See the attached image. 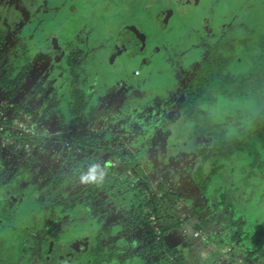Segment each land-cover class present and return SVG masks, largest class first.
Listing matches in <instances>:
<instances>
[{
    "label": "rangeland",
    "instance_id": "obj_1",
    "mask_svg": "<svg viewBox=\"0 0 264 264\" xmlns=\"http://www.w3.org/2000/svg\"><path fill=\"white\" fill-rule=\"evenodd\" d=\"M30 1L0 0V82H5L7 77L10 78L9 82L13 81L28 64L27 60L32 61L28 69L29 72L22 81V86L19 85L16 88V96H12L13 90L11 88L5 89L0 85V108L6 115L23 117L24 114L29 113L32 105H41L36 114V123H38V129L41 132L39 131L36 138H44L47 140V144L44 152L38 153L31 165L28 163V159L23 161L35 174L32 173L30 176L28 186L24 183L18 188H16V183L19 178H12L13 174L6 175L13 166L16 167L14 161L21 160L18 158L21 152H17V148L12 150L6 144L1 146L6 163L3 164L5 169H0L1 179L4 174L2 186H0V196L6 201H14L16 204L10 205L13 207L12 211H7V209L3 211L4 213L0 218V237L4 235L10 237L11 242L7 247H20V242L13 241L14 235L19 234L26 227L31 228V234L26 240L27 247L30 249L33 247L31 253L37 254L41 264H52L51 262L56 264H97L92 260L91 251L98 249L99 242L110 252L113 248H117L113 256L110 252L102 256V264H120L123 260H126L127 264H162L161 261L156 260L159 259L157 257H154L155 259L147 258V256L143 258L144 255L138 251L143 243L141 241L144 239V231L139 225H135L128 229L126 235H123L120 218L128 215L133 204L149 201L157 191L159 182L163 180L161 177H165V175L173 172L176 166L179 168V165L182 164L178 160L175 150L171 148L170 153L166 149V144L163 147L160 144V148L157 143V138L162 135L163 138L169 139L166 134L167 131H164L163 127L166 121L168 123L169 120L168 124H170L171 120H175L173 115L171 118H167L172 114L169 101L174 98L166 99L167 97L160 96L155 100V97H152L148 104L136 106V96H146L143 90H135L132 87L136 82L131 81L130 78H124L119 71L111 73L108 66L94 64V58L89 59L87 52H80L82 54V61L80 62L77 61V57H72L69 60L70 55L76 56V53L66 44H63L64 41L61 40L63 49L66 46L67 50L63 55L64 61L60 58L56 65L52 66L51 64L54 63V59L58 55L51 50H45L41 39L45 37L46 33H50L48 30L56 28L58 15L51 17L50 14V16L46 14L44 16L42 12H48L47 4L44 5L45 7H41L39 5L42 0H34L32 3ZM200 1L201 3L207 2V0ZM112 2L115 4L122 2V0H110L104 3L112 8ZM253 4L257 8L253 13L256 15L257 23L260 24L251 26L249 25V9ZM117 7L120 6L117 5ZM117 11L121 14V11ZM225 12L229 15L228 26L231 27L232 39L236 42L233 48L225 47L221 53L230 62L225 73L234 75L237 71V67L233 65L235 59L252 52H261V45L263 44L261 36L264 35V0H228ZM40 14H43L45 18ZM102 26L98 28L100 29ZM247 27H250V30ZM28 33L30 34V37L27 36L29 38L25 37ZM223 35H225L224 32L218 34L219 37ZM246 40L248 43L245 44ZM216 42L217 40L214 43L199 41L196 44L202 45L204 48V45L213 47ZM105 48L106 46L102 48V51L109 50V48ZM46 52L50 55H47ZM205 52L206 54L203 55L202 50H200V55L197 58L194 56L189 59L190 64L186 67L175 63L177 70L175 69L174 77L179 79L181 77L182 80L178 82L179 85L178 83L173 85L174 88L169 96L176 97L178 95L179 98L181 97V101L185 98L186 93L185 90L183 91V87L189 82L195 69L200 67L201 62L209 54V49L207 48ZM109 56L112 57V53H109ZM245 58L248 60V57ZM242 62L243 59L240 61L241 73L243 75L251 74L253 72L251 66L244 65ZM122 64L125 65L126 61ZM50 65L52 66L51 69ZM161 67L156 69H161ZM48 68L49 72H46ZM75 75L80 77L78 87L87 98L88 109L81 116L89 114L93 109L97 113L95 122L86 118L85 123H80L79 118L81 116L75 117L72 113L74 106L72 99L73 78ZM155 78L151 76L147 82L146 87L150 90L148 95H152L156 89L166 96L164 90L156 86L160 84L162 77ZM34 85L36 87L33 89ZM118 85L119 87H117ZM133 90H135L136 96ZM140 91L143 93L141 94ZM148 100L149 97L146 101ZM21 103H25L26 108H22ZM220 103L205 108L211 119L200 115L199 119H195V121L189 122L187 120L186 122L189 123L187 127L191 129L187 127L184 128L185 130L183 129L187 134L185 136L194 133L195 129L192 125L196 121L203 122L202 124L206 122V124L217 125L222 130L221 132L226 134L228 140L241 138L251 131L253 128L252 116L256 115L257 112L255 101L243 102L242 99H238L237 102H231L233 108L227 107L228 111H224L226 101L221 100ZM236 104H239V109H235ZM18 105H20V109ZM246 110L249 116L245 113ZM228 115L231 116L228 119L235 120L236 123L240 122L239 125L245 123V118H247L248 124L245 127V134L242 133L241 129L235 128L234 123L228 122ZM204 118L205 120H202ZM169 129L173 131L170 126ZM80 131L96 134L103 146L114 148L121 156L133 154L143 165L148 179L143 180V177L139 180L134 175L135 170L130 171L118 167L117 164L122 161L119 156L112 159L111 154L107 153L105 159L86 170L88 176L98 177V181L104 185V190L101 192L102 199L89 203L80 198V201L69 208L68 214L67 211L63 212L60 208L65 206L66 202L60 204L55 211L45 212L44 203H39V201H44L47 197L49 176L59 170L60 167L66 166L64 161L67 156L66 149L71 145V137L69 136L71 133ZM2 136L4 141H8L6 132ZM251 140L252 138L248 137V141ZM172 142L173 140H170V146H172ZM187 144V141L181 144L182 150ZM251 146L252 143H249L248 148ZM244 156H246L247 163L253 161V155L248 151L244 152ZM238 162L239 160L228 164V169L234 171L233 178H230L231 174L228 173V176L224 175L221 184L215 183L216 179L211 184V188L220 184V188L223 190L210 194L213 196L209 197L207 207V204H203L207 202L202 195L203 192H199V200H196L195 195H193L195 189L199 188V186L193 187L196 185L193 179L196 176V170L191 172L187 170L186 173V164H182V168L179 170V172L184 171L186 174L184 177L188 178L189 183L184 185L189 188L186 194L182 195L178 191V173H175L177 174L176 178H178L174 184L175 188L169 187L166 181H163L173 190L175 195L181 194L183 197L179 200L174 197L171 199L172 202H169L168 206L174 208L173 214L177 217L191 218L189 224L194 222L195 226L200 225L206 230L204 233L208 237L207 241L203 239V236L196 237L198 233L202 234V231L189 224H187L189 226L186 229L184 228L188 230V233H185L184 229L178 230L176 234L167 238L168 242L171 238L170 243L179 247L189 261L198 264H227V261L225 262L222 257L231 251V253L239 256L238 258H242L240 261H243L244 264H264V220L255 217V215L264 217V188L261 189L264 187V171L258 165L249 166L247 164L245 166L242 164L240 166L237 165ZM115 163L116 170L112 171L111 167ZM119 170L120 173H118ZM190 176L192 179L189 178ZM88 182L89 179L84 176L70 186L65 192L66 201H71L75 196L74 194L81 191ZM141 184L145 189L139 188ZM41 185L44 186L41 188L44 190L36 193L35 189ZM95 187L97 184L92 189ZM12 189H15L14 193L11 192ZM249 192L253 193L247 197ZM223 195L232 202L234 210L231 208L230 202L228 205L224 203ZM79 197H81L80 194ZM258 197L260 198L256 201ZM198 204L200 207L196 212L195 206ZM61 217H63L62 220ZM56 219L59 220L56 221ZM132 237H135L137 241L130 242ZM188 237L190 239H187ZM194 243L197 245L195 246ZM16 249V253L22 257L24 253L18 248ZM93 254L96 258L95 253ZM11 257L8 256V258L3 259L9 260ZM28 259L30 256L26 255L22 257L21 262V259L14 260L13 257L8 264H12L13 260L15 264H25L28 263ZM40 263L36 262V264ZM0 264H6V262L0 259Z\"/></svg>",
    "mask_w": 264,
    "mask_h": 264
},
{
    "label": "flooded vegetation",
    "instance_id": "obj_2",
    "mask_svg": "<svg viewBox=\"0 0 264 264\" xmlns=\"http://www.w3.org/2000/svg\"><path fill=\"white\" fill-rule=\"evenodd\" d=\"M33 1L34 0H31L30 3H32ZM106 1L110 0H42L40 2L41 4L39 6L45 7L44 5L47 4L48 7V12H42L44 13V16H46V14H48V16L51 15V17H53L54 15H58V17L56 18V28L53 30H48L50 31V33H46L44 35L46 38L44 37L41 39L42 45L43 47H45V50H51L58 55V57L54 59V63H52L51 65H56V62L60 58L64 61L63 55L66 53V46L70 47L72 51L76 53V56L74 54H71L69 60H71L72 57H77V61L80 62L82 61L81 53L87 52L89 59L94 58V64L98 65L102 61H106L108 57H110L108 53V55H105L106 57L103 56V60L99 58V52L102 50V48L106 46L105 49L109 48L110 51L108 50V52L112 53L111 73L119 71V73H121L124 78H130L132 79L131 81L136 82L135 85L132 86L135 90L141 89L145 92L146 96L142 97V95L136 96L135 90H133L134 95L136 96V106L142 104L146 105V103L148 104L152 97H155V100H157V98H159L160 96L164 98L167 97L166 99L174 98L173 100L169 101L170 111H172V113L174 112L173 116H175L177 119L180 118L181 120H183L182 118L184 117V115L182 113L181 106L182 103L186 100L187 94L185 95V98L182 101L181 97L179 98L178 95L176 97H172L173 95L169 96V94L172 93L171 90H173L174 88L173 85L175 83L181 82L182 80L181 77L180 79L178 77H174V73H176L175 69L177 70V66L175 65V63L186 67L190 64L189 59H192V57L194 56L197 58V56L200 55V50H202L204 55L206 54L205 51L207 50V48L209 49V54H207L205 59L201 62L200 67L198 69H195L193 76L185 85V87H183L184 91L186 87L191 85L192 81L196 78V76L200 75L204 68H207V66L209 65V63H205V61L209 59V55L211 54L213 47H217L219 43L221 44V40L223 38H228V43L226 45L219 46L221 47L219 49V54L222 55V60L220 62L223 63L221 72L227 74V72L225 73V70L226 68H228V64H230V62L226 60L221 51L225 47L233 48L236 42L232 39V29L228 26L229 15H227V12H225L226 5L228 6V0H207L206 3H201L200 0H122V2H116L115 4L112 2V8L107 3H104ZM117 5H119L120 7H117ZM117 10L121 11V14H119ZM254 10L255 9L253 4L249 9V25L251 26L260 24L257 23L256 15L253 13ZM7 11L9 12L8 8ZM40 15L44 17L43 14ZM101 25L103 26L99 29L98 27H100ZM247 29L250 30V27H247ZM220 32H224L225 35L219 37L218 34ZM27 36L30 37V34L28 33L25 37ZM261 39L263 41L262 45H264V38ZM60 40L64 41L63 44H66L64 49V46L60 43ZM215 40H217V42L214 44L213 47H208L209 45H204V48H202V45L196 44L199 41H210L214 43ZM246 43H248V40H246L245 44ZM46 54L50 55L47 52ZM248 56L249 54L244 55V57L235 59L233 61V65L237 67V71L234 75L231 76L233 78L239 79L241 82L243 81V83H241L242 89L248 87V84L251 83L253 79H251L247 74L243 75V73H241L240 61L243 59L242 64L251 66L252 71L257 72L256 70H253V63L245 58ZM124 61H126L125 65L122 64ZM27 62L28 64L23 68L22 72L18 75V77L23 72H25L24 78L27 76L29 72L28 69L29 66L32 64V61L27 60ZM216 62H218V60ZM52 66L50 67V69L52 68ZM160 66H162L161 69H156ZM168 70L170 73L167 72ZM46 72H49V68ZM151 76L152 78H155V76L156 78L162 77L160 79V84H157L156 86L159 89L164 90L163 92H165L166 96L156 89L152 95H148L150 90L146 86ZM35 87L36 86L34 85L33 89ZM117 87H119V85ZM262 88L264 89V84ZM143 91H140V93L142 94ZM147 97H149L148 101H146ZM238 99H242L243 102H256L257 112L256 115L252 116L254 124L255 118H257L261 110L257 100L253 98H247L245 96H242V98L240 97ZM233 101L234 100L227 101L226 106H232L231 102ZM40 107L41 105H32L31 110L29 109V113L27 115L23 113V117L28 118L29 122L33 123V126L35 128V135H33V137L31 138L20 139L13 136L10 138L9 141H4L2 135L4 134V132H6V137L11 134V123H9L8 121L14 116L6 115V119L1 120L2 124H0V164L2 166L0 165V169H5L3 164L6 163L4 161L5 157L2 153L1 146H4V144H6L10 148H12V150H16L17 148V152H21L20 156L18 157L21 158V160L18 162L14 161V165L16 167L14 168L13 166L12 170L7 172L6 175L8 176V174H13L12 178H19V181L15 180L18 181L16 183L17 186L15 185L16 188L22 186L24 183L27 185L30 181V176H32V173L33 175L35 174V172L30 169L28 164H24L23 161L28 159V163L31 165L34 159L37 158V154L40 152H44L45 145L47 144L46 140L44 144H39L37 146L36 137L37 134H39L40 130L38 129V123H36V114L37 110ZM245 113H247L249 116L247 110ZM228 117L231 118V116L228 115L227 119ZM167 118L169 119L170 115L167 116ZM187 120L189 121V119L187 118L184 119V121ZM228 120L229 123H235V120ZM3 126L4 129H2ZM236 126H239V124L237 123ZM240 129L242 130V133H245V128H242L241 126ZM236 136H238V134H236ZM200 138H204L207 140L210 139L208 135H205ZM197 140H199V138H197ZM100 146L104 147L101 141ZM261 161H264V153H262L259 165ZM237 165L241 166L239 162L237 163ZM260 169H263L264 171V165H262V168ZM2 179L0 177V186H2ZM42 186L43 185H41L38 189H35V191H37L36 193L44 190L41 189ZM35 188H37L36 185ZM263 188L264 187H262L261 189ZM14 190L15 189H12L11 192L14 193ZM203 193L205 194L206 192ZM211 193L212 192L210 188V192L206 194H208L207 196H209ZM36 200L39 199L36 198ZM14 204H16V202L6 201L0 196V218L4 213V209H7V211H12L13 207H10V205ZM30 204L32 205V203ZM232 205L233 204L230 205L231 208ZM60 208H62L61 210H63V212L67 211V214L69 213V209L66 210L64 206ZM43 209L45 210V212L49 210L55 211V209H52L49 206H44ZM232 209L234 210V208ZM62 218L63 217H61V220ZM59 219H56V221ZM51 220L54 221V219ZM156 229L159 230L158 226H156ZM30 234L31 228L26 227V229H23L19 234L14 235L15 241L20 242V247L14 246V249L9 250L7 254H11L10 256H14L15 259H21V262L22 257L26 255L30 256V259H28V263L26 262L25 264H36V262L40 263L37 254L31 253L33 247H31L32 249L27 247L28 245L26 243V240L28 235ZM2 237H6V235ZM160 237L161 236H159V238ZM144 240H147L146 236H144V239L141 241L143 242L141 244V248H143L145 245ZM16 248H18L19 251H22L24 253L22 257H19V254L16 253ZM91 253L92 260L95 261V259H93V251H91ZM51 263L56 264L55 262Z\"/></svg>",
    "mask_w": 264,
    "mask_h": 264
},
{
    "label": "trees",
    "instance_id": "obj_3",
    "mask_svg": "<svg viewBox=\"0 0 264 264\" xmlns=\"http://www.w3.org/2000/svg\"><path fill=\"white\" fill-rule=\"evenodd\" d=\"M254 9H257L254 7ZM264 38V35L261 36ZM228 38H223L221 44L219 43L217 47H213L209 59L205 63H209L207 68H204L200 75H197L196 78L192 81L191 85L186 87L185 91L187 94L186 100L182 103L181 110L185 118L195 121L199 119L200 115L204 117H209V113L205 111L206 107L215 106L220 103L221 100L230 101L234 100L235 102L238 98L245 96L247 98L256 99L261 110L255 122L253 128L246 135H243L242 138H232L228 140L225 133H222L217 125L211 124H202L203 122L196 121L198 123L196 128V146L195 149L198 152L199 156L203 160V164L199 167L196 172V182L198 186L206 193L210 192V186L215 177V174L219 169H225L229 163L239 160V163L245 166L259 165L262 153H264V45L261 47V53L256 57V65L253 67V70L257 72H252L248 76L253 79L251 83L248 84V87L242 89L241 82L237 78H233L231 75L224 74L221 72L223 67L222 55L219 54V49L228 42ZM246 42V41H245ZM224 43V44H223ZM218 60V62H216ZM221 63V64H220ZM30 65V64H29ZM28 65V66H29ZM28 68V67H27ZM257 73V75H254ZM25 72H23L18 78L9 82L10 78L7 77L6 82H0V85L7 89L11 88L13 90L12 96H16V88L22 84L24 79ZM79 76L75 75L73 78V110L72 113L75 117L81 116L82 113L87 111V98L84 95V92L78 87ZM22 86V85H21ZM237 102V101H236ZM221 104V103H220ZM22 108H26V105L21 103ZM20 105L18 108L20 109ZM233 108L232 106L229 107ZM227 106L224 111H228ZM235 109H239L238 104H236ZM86 116V117H85ZM83 115L79 118L80 123H85L86 118H89V121L95 122L97 113L92 109L89 114ZM16 119L20 121H29L28 118L19 117L15 115L13 118H10L9 123H13ZM211 119V118H210ZM202 120H205L202 119ZM214 124V122L212 121ZM240 123V122H239ZM238 123V124H239ZM235 128H245L247 125V120L245 118V123L236 126V121L234 123ZM245 134V133H243ZM205 135L209 136V143L207 146L203 147L205 139L197 141V138L201 139ZM70 147L66 149L67 156L65 157V165L60 167L59 170L54 172L49 176L48 183V194L45 201H39V203H44V206H49L52 209H55L66 202L64 206L65 209H69L77 201H80V198H83L85 202H91L95 200L102 199V194L104 190V185L98 181V177L94 175H87L86 170L89 167L95 166V163L105 159L107 153L111 154L116 158L119 156L120 161L117 166L126 170H135V176L137 179L143 180L148 179L145 175V170L142 167V164L135 158L133 154H124L119 155L114 148H108L106 146H100V140L94 133H85L83 131L71 133L69 136ZM248 137L252 138L249 142ZM37 144H44L46 140L44 138H36ZM249 143H252V146L248 148ZM248 151L253 155L252 162H246V156L244 152ZM262 152V153H261ZM238 158L237 160H235ZM264 161H261L259 168H262ZM115 165H112V171H115ZM121 171L119 170L118 173ZM117 174V172H116ZM89 179L87 185L83 187L81 191H77L74 195V198L70 201H66L65 192L75 184V182L82 177ZM96 182V183H95ZM145 182V181H144ZM97 184V187L92 189L94 185ZM139 186V188L145 189ZM152 188V187H150ZM79 194L81 197H79ZM176 197L178 200L182 198L180 195H175L169 191L168 186L165 182L160 183L157 191L153 194V197L149 201L141 202L140 204H133L130 212L127 216H122L121 220V233L123 235L127 234L129 228L139 225L144 231V236L147 240H144V247L141 248L138 252L145 258L157 257L158 262L161 261L162 264H198L192 261H189L188 258L180 251L179 247L171 246L167 241V237L178 230H181L186 224L191 222V218H181L173 214L172 210L168 206L169 202H172L171 199ZM224 203L230 205L232 204L225 195L222 196ZM82 199V200H83ZM176 200V201H178ZM197 212V211H196ZM156 218V219H155ZM202 221V220H201ZM159 224L161 229L157 230L156 226ZM198 230L205 231L200 225L196 226ZM238 235V233H237ZM159 236H161L159 238ZM6 238V240H5ZM19 238V237H18ZM12 240V238H11ZM15 241V239L13 240ZM136 242V238L132 237L130 242ZM11 242L10 237L0 238V259L5 261L8 264L9 260L13 258L12 256L9 260L3 258H8L11 254H7L9 250H13L14 247H7ZM99 242L98 249H93L95 253V262L102 264L101 259L104 254L110 252L106 250L103 245H100ZM117 248L111 250V255L113 256ZM232 250V248H231ZM243 252V251H242ZM233 252L223 255L222 259L225 260L227 264H244L243 261H240L242 258H238ZM15 260V258H14ZM13 260L12 264H15ZM12 262V261H10ZM126 260H123L120 264H127ZM20 264V263H19Z\"/></svg>",
    "mask_w": 264,
    "mask_h": 264
},
{
    "label": "crops",
    "instance_id": "obj_4",
    "mask_svg": "<svg viewBox=\"0 0 264 264\" xmlns=\"http://www.w3.org/2000/svg\"><path fill=\"white\" fill-rule=\"evenodd\" d=\"M261 47H262V45H261ZM109 51H110V49H109ZM108 53H110V52H108V51H100L99 52V58L100 59H102L103 58V56H105L106 54H108ZM261 53V52H260ZM260 53H254V52H252V53H249V56H248V60H250L252 63H253V67L256 65L255 63H256V57L260 54ZM106 57V56H105ZM105 57H104V59H105ZM103 60V59H102ZM106 62H108V63H106ZM100 63V62H99ZM100 64H102V65H104V66H108V67H110V69L109 70H112V57H108V59L106 60V61H102ZM99 65V64H98ZM174 113V112H173ZM173 113L170 115V118H171V116L173 115ZM177 116V115H176ZM174 118H175V120L173 121V120H171V123L170 124H168L169 123V120H168V123H166L165 124V126L163 127V130L164 131H167V137H169V139H166V138H163V135L161 136V137H159V138H157V143L159 144V147H160V144H162V147L166 144V149L167 150H169V152H170V150H171V148L173 149V150H175L176 152H177V156H178V160H180L181 161V163L182 164H186V167H185V172L187 173V170L189 171V172H191L192 170L194 171V170H196V172H197V170L199 169V167L203 164V160H202V158L199 156V154H198V152L196 151V149H195V146H196V139H195V134H196V128H197V125H198V123L196 122V123H194V125H192L193 127H194V129H195V131H194V133L193 134H191L190 136L188 135L187 137L185 136V135H187V134H185V132L183 131V129L185 128V127H187V124H189L188 122H186V121H184V119H186V118H182L183 120H181L180 118H176L175 116H174ZM228 120V119H227ZM184 121V122H183ZM167 122V121H166ZM189 122H192L191 120H189ZM168 124V125H167ZM169 126L170 127H172L173 128V131L171 130V129H169ZM187 128H189V127H187ZM169 129V130H168ZM189 129H191V128H189ZM185 130V129H184ZM173 132H175V134H173ZM195 136V137H194ZM203 138H201V139H199V140H197V141H201ZM170 140H173V142H172V146H170ZM184 141H187L188 142V144H187V146L185 147V145H184V150H182V146H181V144H183V142ZM178 142H179V144H178ZM203 142H205V144H204V146L203 147H205V146H207V143H209L210 141L209 140H207V139H205V141H203ZM161 148V147H160ZM182 150V151H181ZM181 151V152H180ZM178 152H180V153H178ZM171 153V152H170ZM176 156V157H177ZM182 164H180L179 165V168L176 166V168L174 169V173L173 172H171V173H169L168 175H165V177H161L163 180L161 181V182H163V181H166V183H167V185L169 186V187H174V184H175V181L178 179L179 180V189H178V191H179V193H181L182 195H184V194H186L187 193V191L189 190V188H188V186H184L185 184H188L189 182L187 181L188 180V178H186V177H184L186 174H185V172L183 171V172H179V170H180V168H182L181 166H182ZM235 167V166H234ZM224 169H219L218 170V172L215 174V177H214V179H213V181H212V183L214 182V180L216 179L217 181L215 182V183H222L221 182V180L223 179V177H224V175H227L228 176V173H230L231 174V177L230 178H233V176H234V171L233 170H231V169H228V166L226 167V169L224 170V172H223V174H222V171H223ZM236 171V170H235ZM175 173H178V178H176L177 176V174H175ZM189 178H191V176L189 177ZM192 179V178H191ZM194 179V181H195V184L196 185H194L193 187H195L196 186V188L198 187V184H197V182H196V176L193 178ZM186 181H187V183H186ZM160 182V183H161ZM171 184H173V185H171ZM220 184H218V185H216L214 188H211V192L213 193V192H217L218 190H221V192H222V188H220ZM171 185V186H170ZM175 188V187H174ZM186 188V189H185ZM172 192H173V190H172ZM199 192H203L200 188H197V190L195 189V191L193 192V195H195V197H196V200H199V197H200V195H199ZM252 193L253 192H249L248 194H247V197H250L251 195H252ZM180 194V195H181ZM181 195V196H182ZM202 195L205 197V194L204 193H202ZM263 196H264V194H263ZM209 197H211V196H209ZM183 198V197H182ZM186 199H187V197H185ZM206 198V200H207V202L206 203H203V204H207L206 205V207L208 206V204H209V201H208V197H205ZM259 198L260 197H258V199L256 200V201H258L259 200ZM197 202V201H196ZM199 202V201H198ZM199 207H200V204H198V205H196L195 206V208H196V211L197 210H199ZM203 208V207H202ZM255 217L257 218V219H263L264 220V217H262V216H257V215H255ZM194 223V222H193ZM191 224V226H195L194 224ZM196 224V223H195ZM193 229V228H192ZM192 229H190V231H192ZM198 230V229H197ZM199 231H201V230H199ZM206 231V230H205ZM205 231H202L201 233L202 234H198L197 236H196V232H195V236L196 237H201V236H203V239L205 240V241H207L206 239H208V237L205 235ZM185 233H188V230H187V232H186V230H185ZM174 234H176V232L175 233H173V234H171V236L172 235H174ZM170 236V235H169ZM168 236V237H169ZM167 237V238H168ZM207 237V238H206ZM187 239H190V237H188ZM170 241H171V238L169 239V244L171 245V246H175V245H173L172 243H170ZM195 244V246L197 245V243H194ZM195 246H192L193 248L195 247ZM191 247V248H192ZM239 263H241V262H238V264Z\"/></svg>",
    "mask_w": 264,
    "mask_h": 264
},
{
    "label": "built area",
    "instance_id": "obj_5",
    "mask_svg": "<svg viewBox=\"0 0 264 264\" xmlns=\"http://www.w3.org/2000/svg\"><path fill=\"white\" fill-rule=\"evenodd\" d=\"M5 119H6V114L4 111L1 110L0 124H2L1 120H5ZM2 129H4V126L2 127ZM10 130H11V134L6 137L8 141L13 136L23 139V138H31L33 137V135H35V128L33 126V123H30L29 121H20L16 119L12 124H10Z\"/></svg>",
    "mask_w": 264,
    "mask_h": 264
},
{
    "label": "water",
    "instance_id": "obj_6",
    "mask_svg": "<svg viewBox=\"0 0 264 264\" xmlns=\"http://www.w3.org/2000/svg\"><path fill=\"white\" fill-rule=\"evenodd\" d=\"M139 163H140V162H139ZM142 167H143V165H142ZM143 169H144V168H143ZM144 170H145V169H144ZM145 175H146V170H145ZM161 183H163V182H161ZM168 188H169V187H168ZM199 188H200V187H199ZM169 191H170L171 193H173L172 190H171L170 188H169ZM203 192H204V191H203ZM205 194H206V193H205ZM209 196H210V195H209ZM209 196L206 195L205 197H208V200H209ZM227 205H228V204H227ZM181 218H182V217H181ZM155 219H156V218H155ZM182 219H183V218H182ZM188 224H189V223H188ZM191 224H192V223H191ZM191 224H189V225H191ZM189 225L186 224L181 230H183L184 228L186 229V227L189 226ZM157 226H158L159 229H161V226H160L159 224H157ZM195 227H196V226H195ZM185 229H184V230H185ZM186 231H187V230H186ZM127 232H128V231H127Z\"/></svg>",
    "mask_w": 264,
    "mask_h": 264
}]
</instances>
